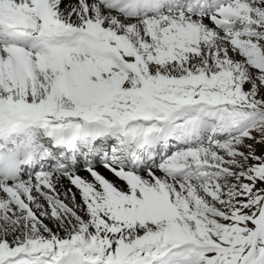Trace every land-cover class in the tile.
Segmentation results:
<instances>
[{
	"label": "snow or ice",
	"instance_id": "1",
	"mask_svg": "<svg viewBox=\"0 0 264 264\" xmlns=\"http://www.w3.org/2000/svg\"><path fill=\"white\" fill-rule=\"evenodd\" d=\"M0 264H264V0H0Z\"/></svg>",
	"mask_w": 264,
	"mask_h": 264
}]
</instances>
